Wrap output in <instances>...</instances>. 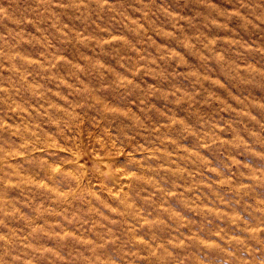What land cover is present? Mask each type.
<instances>
[{
	"label": "clouds",
	"instance_id": "1",
	"mask_svg": "<svg viewBox=\"0 0 264 264\" xmlns=\"http://www.w3.org/2000/svg\"><path fill=\"white\" fill-rule=\"evenodd\" d=\"M0 264H264V0H0Z\"/></svg>",
	"mask_w": 264,
	"mask_h": 264
}]
</instances>
